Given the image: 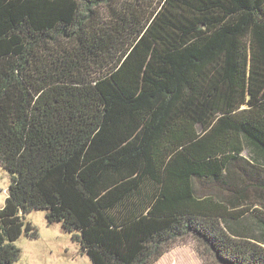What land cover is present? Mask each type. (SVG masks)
Here are the masks:
<instances>
[{
	"label": "trees",
	"instance_id": "trees-1",
	"mask_svg": "<svg viewBox=\"0 0 264 264\" xmlns=\"http://www.w3.org/2000/svg\"><path fill=\"white\" fill-rule=\"evenodd\" d=\"M0 163V264L34 210L92 264H264V0H0Z\"/></svg>",
	"mask_w": 264,
	"mask_h": 264
},
{
	"label": "rangeland",
	"instance_id": "rangeland-1",
	"mask_svg": "<svg viewBox=\"0 0 264 264\" xmlns=\"http://www.w3.org/2000/svg\"><path fill=\"white\" fill-rule=\"evenodd\" d=\"M244 156L251 158V153L247 150ZM10 184L9 173L0 163V209L5 205ZM254 208L264 210L260 205ZM46 215L47 211L43 210H34L26 214V222L31 223L34 229L32 234H23L16 242L20 256L14 264H92L81 245L73 240L72 234L66 232L60 223H49ZM174 249L190 251L197 264L216 262L192 237L178 240L171 251ZM180 264H193V261L188 257Z\"/></svg>",
	"mask_w": 264,
	"mask_h": 264
},
{
	"label": "crops",
	"instance_id": "crops-1",
	"mask_svg": "<svg viewBox=\"0 0 264 264\" xmlns=\"http://www.w3.org/2000/svg\"><path fill=\"white\" fill-rule=\"evenodd\" d=\"M179 256L180 258H178ZM188 257L193 261V264H197L196 259L193 257L190 251H182L180 249H174L172 251L170 250L156 264H180L181 262L186 261Z\"/></svg>",
	"mask_w": 264,
	"mask_h": 264
}]
</instances>
